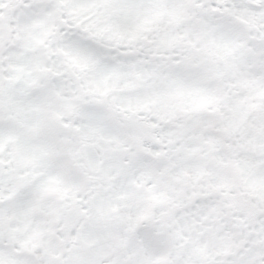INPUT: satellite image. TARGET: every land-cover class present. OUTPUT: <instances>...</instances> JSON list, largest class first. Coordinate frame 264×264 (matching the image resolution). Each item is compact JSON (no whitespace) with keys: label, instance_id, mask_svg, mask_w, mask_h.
Here are the masks:
<instances>
[{"label":"snow or ice","instance_id":"6c2138e0","mask_svg":"<svg viewBox=\"0 0 264 264\" xmlns=\"http://www.w3.org/2000/svg\"><path fill=\"white\" fill-rule=\"evenodd\" d=\"M0 264H264V0H0Z\"/></svg>","mask_w":264,"mask_h":264}]
</instances>
